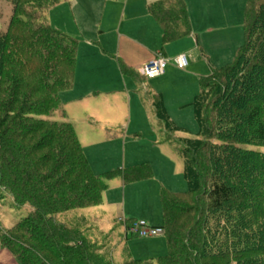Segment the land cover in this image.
I'll return each instance as SVG.
<instances>
[{
	"label": "trees",
	"instance_id": "trees-1",
	"mask_svg": "<svg viewBox=\"0 0 264 264\" xmlns=\"http://www.w3.org/2000/svg\"><path fill=\"white\" fill-rule=\"evenodd\" d=\"M10 1L14 12L0 31V191L31 212L0 230V245L18 264H116L106 244L93 252L82 229L56 219L101 205L107 189L73 125L51 119L62 112L61 94L74 87L79 41L41 19L64 0ZM147 11L162 30V52L192 35L184 0H159ZM243 28L233 62L199 78L191 103L198 136L179 143L188 189L161 191L158 228L168 251L157 264H264V153L248 148L264 147V1L247 0ZM119 67L141 82L122 61ZM151 96L172 139L182 129L168 117L162 95ZM108 175L131 184L150 180L153 171L146 163Z\"/></svg>",
	"mask_w": 264,
	"mask_h": 264
},
{
	"label": "rangeland",
	"instance_id": "rangeland-1",
	"mask_svg": "<svg viewBox=\"0 0 264 264\" xmlns=\"http://www.w3.org/2000/svg\"><path fill=\"white\" fill-rule=\"evenodd\" d=\"M111 1L64 0L47 15L44 12V18L41 20L48 22L53 29L77 38L81 43L77 53L80 56L85 49L80 36L93 37L94 28L97 30L98 26L89 21L96 18L100 20L106 3L108 10L113 9L109 5ZM139 1L142 3L143 0ZM137 6L141 7L140 3ZM13 12L14 5L10 0H0L2 33L7 31ZM240 20L243 21V13L235 14L234 18L229 20L224 19V23L229 21V24L236 25ZM216 33L220 35L212 34L206 37L205 52L214 67L222 68L233 62L237 49L243 45L244 30L235 26ZM220 39L222 41L219 45H215ZM177 45L172 46L176 52ZM178 55L180 54L174 56ZM189 56L190 71L194 67L202 76L211 73L208 65L205 66L208 63L203 59L205 53L198 49ZM170 66H174L173 63H170ZM189 70L174 72L154 81L143 80L142 83L126 78L129 83L128 93H101L102 95L97 96L92 92L83 91L84 85H75V75L72 96L80 97L69 103L62 102V112H57L51 117L57 122H69L73 125L93 173L101 177L107 186L101 205L68 211L59 214L56 219L67 226L82 229L88 235L90 243H94L93 252L95 248L106 244L111 260L116 264L128 260L157 264L156 260L167 254V240L164 234L141 238L133 233L129 234L126 224L133 220L145 222L152 227L163 225L161 191L165 189L171 193H183L188 189L179 143L181 139L197 137L199 132L191 106L199 93L198 76L188 74ZM202 72H207V75ZM100 80V76L91 77V83L95 82L92 84L95 90H113L111 83L105 80L98 82ZM149 91L163 95L164 105L170 115L168 117L174 125L182 129L173 132L172 139L154 114ZM167 129L170 130L169 127ZM223 143L220 140H212L211 144ZM248 148L264 153V147ZM209 151L211 150L208 149ZM206 161L208 164V160ZM146 163L153 171V178L150 180L125 184L121 177L108 175L114 170ZM30 212L29 206H17L9 194L0 191V230H10Z\"/></svg>",
	"mask_w": 264,
	"mask_h": 264
},
{
	"label": "crops",
	"instance_id": "crops-1",
	"mask_svg": "<svg viewBox=\"0 0 264 264\" xmlns=\"http://www.w3.org/2000/svg\"><path fill=\"white\" fill-rule=\"evenodd\" d=\"M156 1L159 0H143L142 3L139 0H112L109 5H111L113 9L109 10L107 9L108 3H106L100 20L96 18L89 21L93 23L94 26H98L97 30L94 28L93 37L80 36L84 43L82 46H84L85 49L81 52L80 56L77 54L75 85L78 83L79 86L84 85L82 90L88 91L89 93L92 92L95 96L102 95L101 93H128L129 83L126 82V78H131L122 74L119 61H122L124 65L138 73L137 69L139 67L156 57L163 56L173 59L177 57L174 56L176 54H186L189 59V54H193L195 50L198 49L201 53H205L203 59L208 62L205 66L208 65L209 70L212 71L213 65L209 62V59H207L209 56L205 52V46H207L206 37L212 34L218 36L220 34L216 32L230 30L235 26L243 28L244 11L247 0H184L188 7L192 25V35L167 45L162 52V30L147 11L148 5ZM138 3H140L141 7L137 6ZM240 13H243V21L240 20V23L237 22L236 25H234V23L229 24V21L224 23V19L228 18L229 20L230 18H234L235 14L239 15ZM220 41L222 40L220 39L217 41L215 45H219L218 43H220ZM80 44L79 42V47ZM176 44H178L176 49L177 52L175 49H172V46ZM108 54L111 57L108 56ZM190 65L191 59H189V66L186 69H178L176 66H170L161 78L170 76L174 72L189 70L191 67ZM198 73L199 72L192 67V70L188 74H196L199 83V78L204 76ZM202 73L207 75V72ZM94 75L101 77L102 80L98 82H104L105 80L111 83L113 90L102 92L95 90L92 86L95 82L91 83L90 81L91 77ZM140 77L142 79L141 82L138 83H142L143 80H156H148L142 76ZM131 80L133 81V79ZM73 90L61 94L60 97L62 102L69 103L73 101V99H78V97H80L72 96ZM149 93L154 94L155 92L149 91ZM126 237H128V235H126ZM0 264H18L11 254L7 250H4L1 245Z\"/></svg>",
	"mask_w": 264,
	"mask_h": 264
},
{
	"label": "built area",
	"instance_id": "built-area-1",
	"mask_svg": "<svg viewBox=\"0 0 264 264\" xmlns=\"http://www.w3.org/2000/svg\"><path fill=\"white\" fill-rule=\"evenodd\" d=\"M173 63L178 69H186L189 66V59L186 54H180L173 59L159 56L137 69L140 76L154 80L166 73L167 68ZM129 234L133 233L141 238L157 237L163 234V229L149 226L145 222H135L128 228Z\"/></svg>",
	"mask_w": 264,
	"mask_h": 264
}]
</instances>
